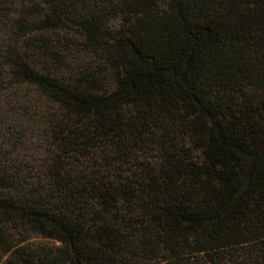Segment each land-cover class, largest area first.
I'll return each instance as SVG.
<instances>
[{
  "label": "trees",
  "instance_id": "trees-1",
  "mask_svg": "<svg viewBox=\"0 0 264 264\" xmlns=\"http://www.w3.org/2000/svg\"><path fill=\"white\" fill-rule=\"evenodd\" d=\"M3 2L47 105L43 156L0 148V264H264V0Z\"/></svg>",
  "mask_w": 264,
  "mask_h": 264
},
{
  "label": "rangeland",
  "instance_id": "rangeland-1",
  "mask_svg": "<svg viewBox=\"0 0 264 264\" xmlns=\"http://www.w3.org/2000/svg\"><path fill=\"white\" fill-rule=\"evenodd\" d=\"M16 10L9 2L0 0V148L4 149L6 159L34 160L43 156L39 122L47 102L32 89L10 86L2 75L6 67L1 54L5 44L13 39L12 20ZM118 23L116 20L111 24L116 27ZM82 57L79 54L70 57L72 68L83 64ZM28 242L35 246L51 243L39 237H32Z\"/></svg>",
  "mask_w": 264,
  "mask_h": 264
}]
</instances>
